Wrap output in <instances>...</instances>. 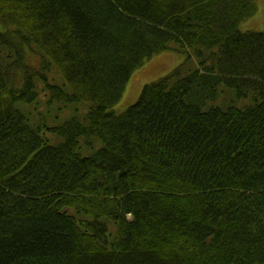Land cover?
Returning a JSON list of instances; mask_svg holds the SVG:
<instances>
[{"label":"trees","instance_id":"16d2710c","mask_svg":"<svg viewBox=\"0 0 264 264\" xmlns=\"http://www.w3.org/2000/svg\"><path fill=\"white\" fill-rule=\"evenodd\" d=\"M255 10L0 0V264H264V30L241 25ZM167 50L180 64L117 112L135 69ZM36 76L51 99L89 103L49 127L60 142L18 107ZM222 85L246 102L216 104Z\"/></svg>","mask_w":264,"mask_h":264},{"label":"rangeland","instance_id":"374dc122","mask_svg":"<svg viewBox=\"0 0 264 264\" xmlns=\"http://www.w3.org/2000/svg\"><path fill=\"white\" fill-rule=\"evenodd\" d=\"M253 1L256 4V10L249 18L241 23L242 28H244V30H264V0ZM0 28L3 29L1 21ZM26 55V61L30 65L40 67V55L37 52L32 48L26 47ZM197 60L195 54H192L187 60L184 70L187 71L189 68L193 69L197 65ZM178 64H180V59L175 50H167L154 54L141 67L135 69L127 83L122 98L114 106V109L117 112L124 111L129 105L138 100L146 83L155 81L166 75ZM47 74L50 80L58 84L66 83L63 74L55 66H51L47 71ZM36 86L38 92L37 98L32 102L20 101L18 107L26 115L28 121L32 125H44L43 134L47 136L51 143L60 142L63 139V136L57 134L49 127L62 124L74 116L81 120H85L89 103L85 100L66 102L64 100L51 99L44 84V80L40 76H36ZM233 95L234 92L231 87L227 85L219 86V97L216 99L215 103L224 104L227 98H230L227 101L228 104L233 101L239 105L246 102L243 98L232 99L231 97ZM210 103L212 102L210 101ZM82 152L87 154L91 152V149L84 145L82 147Z\"/></svg>","mask_w":264,"mask_h":264},{"label":"bare ground","instance_id":"6f19581e","mask_svg":"<svg viewBox=\"0 0 264 264\" xmlns=\"http://www.w3.org/2000/svg\"><path fill=\"white\" fill-rule=\"evenodd\" d=\"M181 70H182V68H181ZM182 74V73H181ZM235 98H237V96H234Z\"/></svg>","mask_w":264,"mask_h":264}]
</instances>
